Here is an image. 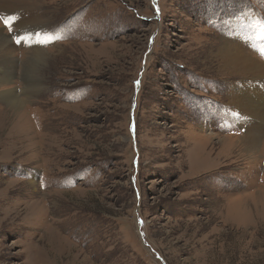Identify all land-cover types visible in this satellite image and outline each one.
<instances>
[{
  "label": "rangeland",
  "instance_id": "obj_1",
  "mask_svg": "<svg viewBox=\"0 0 264 264\" xmlns=\"http://www.w3.org/2000/svg\"><path fill=\"white\" fill-rule=\"evenodd\" d=\"M14 1L58 39L23 96L0 22L23 99L0 98V264H264L263 102L232 117L241 80L207 57L233 35L264 65V0Z\"/></svg>",
  "mask_w": 264,
  "mask_h": 264
},
{
  "label": "bare ground",
  "instance_id": "obj_2",
  "mask_svg": "<svg viewBox=\"0 0 264 264\" xmlns=\"http://www.w3.org/2000/svg\"><path fill=\"white\" fill-rule=\"evenodd\" d=\"M16 4L17 2L14 0H0V12L7 14L8 16L16 17L13 26L15 29L19 28L18 30L20 31H16L17 34L13 35L14 38L25 35L29 32V30L31 31V29L37 25H48L47 20L39 16L40 11L37 12L38 14L36 15H31L26 10L22 12L18 11L15 7ZM249 23L253 25V29L251 31H255L258 37L261 36L260 32L262 31V24L259 23V25L254 28V17L250 18ZM236 33L240 35L238 32ZM43 34L49 35L46 30L42 33V35ZM236 37L237 36L233 35L227 36L226 38L221 39V41L216 40L209 43L207 46L211 47V49L207 51V57H212V59H216L218 61L217 71L220 72L221 75L237 76L238 79L241 80L238 84L232 81L234 84L230 87V92L227 97L230 115L232 117L235 116L242 118L243 120L250 118L253 115L251 108L252 105L247 102L246 98H250L251 93H253L254 100L260 99V101L263 102V105L254 106V118L256 117V119L264 121V65L249 55L246 50L242 49L240 47V43L238 42L239 39ZM18 45L26 48L31 47L29 50L27 49V54L31 58L27 59V61L23 63L25 66H23V72L21 75V86L23 88L21 95L33 96L29 94H32V91L36 90L37 87H41L40 84L42 83L41 81H43L44 77L41 71L39 72V69L29 65H42L46 63V56L48 55L46 52L48 50L43 49V46L46 44L41 45L36 43V36L28 41H22ZM246 45L248 46V44ZM15 48L16 47L12 44L10 37L7 34H4L2 28L0 27V65H2L0 68V86H5L9 83L8 80H4L8 77V73L4 70L5 65H16L17 63L10 58V54L15 50ZM0 98L2 102L11 107H16L23 103V99H20L17 93H15V90H12L11 88L0 92ZM13 117H16V115L13 114ZM245 122L249 121L246 120ZM263 130L264 126H259L256 130H254V133L250 131L252 135H246L242 138L243 141L248 143V147L246 148L247 150H251L253 146L255 148L259 145L257 144V137L259 134L264 132ZM28 184L32 187L34 186L31 182H28Z\"/></svg>",
  "mask_w": 264,
  "mask_h": 264
},
{
  "label": "snow or ice",
  "instance_id": "obj_3",
  "mask_svg": "<svg viewBox=\"0 0 264 264\" xmlns=\"http://www.w3.org/2000/svg\"><path fill=\"white\" fill-rule=\"evenodd\" d=\"M15 20H16V17L14 16H7V17L0 16V22H2L4 27L8 28L10 31H11L12 25ZM35 36H36V43L41 44V45L51 43L55 39H58V37H53L51 35H47V34L42 35L40 32H36ZM31 38H32L31 35H22L16 38V43L20 44L22 41H28ZM138 83L139 82H137V84Z\"/></svg>",
  "mask_w": 264,
  "mask_h": 264
}]
</instances>
